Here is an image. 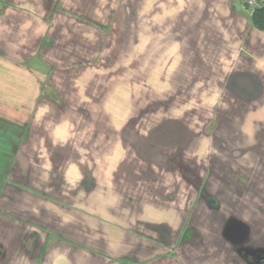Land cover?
Segmentation results:
<instances>
[{"label": "crops", "instance_id": "crops-1", "mask_svg": "<svg viewBox=\"0 0 264 264\" xmlns=\"http://www.w3.org/2000/svg\"><path fill=\"white\" fill-rule=\"evenodd\" d=\"M125 4L0 0V264H258L264 30Z\"/></svg>", "mask_w": 264, "mask_h": 264}, {"label": "rangeland", "instance_id": "rangeland-1", "mask_svg": "<svg viewBox=\"0 0 264 264\" xmlns=\"http://www.w3.org/2000/svg\"><path fill=\"white\" fill-rule=\"evenodd\" d=\"M258 1V3L260 4H264V0H257ZM125 2H126V4H125V8H126V10L125 11H127V10H129V8H130V10L131 11H133V13H134V16H133V20L131 21V22H133L134 23V25L133 26H136V0H125ZM245 2H246V0H245ZM148 6V5H147ZM249 9V8H248ZM143 11V10H142ZM121 18V17H120ZM115 20H117V19H115ZM119 21L121 22V20L119 19ZM126 22H128L127 20H126ZM125 23V22H124ZM143 23H147V19L146 18H144V19H139L138 20V25H140V24H143ZM147 29V28H146ZM146 29H144V31H146ZM140 31H141V29H139ZM131 49H133V47H130ZM134 50H135V53L134 54H137L138 52H136V47H134ZM128 52V51H127ZM126 52V53H127ZM111 53H113L112 51H111ZM129 55V54H128ZM127 55V56H128ZM121 58H123V57H121ZM125 59H127L128 61H127V63L131 60V59H133L132 58V56L131 57H124V60ZM136 87H140L142 90H141V93H142V95L143 94H145L147 91H148V89L147 88H145V89H143L144 87H143V84H140V83H138V84H136ZM146 97H147V95H146Z\"/></svg>", "mask_w": 264, "mask_h": 264}, {"label": "trees", "instance_id": "trees-1", "mask_svg": "<svg viewBox=\"0 0 264 264\" xmlns=\"http://www.w3.org/2000/svg\"><path fill=\"white\" fill-rule=\"evenodd\" d=\"M253 25L264 30V4H259L252 15Z\"/></svg>", "mask_w": 264, "mask_h": 264}, {"label": "water", "instance_id": "water-1", "mask_svg": "<svg viewBox=\"0 0 264 264\" xmlns=\"http://www.w3.org/2000/svg\"><path fill=\"white\" fill-rule=\"evenodd\" d=\"M237 83L240 87L247 89L248 91H252L255 86L253 81L248 77H240ZM262 260H264V257H260L259 255L258 264H260L259 262Z\"/></svg>", "mask_w": 264, "mask_h": 264}, {"label": "built area", "instance_id": "built-area-1", "mask_svg": "<svg viewBox=\"0 0 264 264\" xmlns=\"http://www.w3.org/2000/svg\"><path fill=\"white\" fill-rule=\"evenodd\" d=\"M246 4L248 5V10H250V13L253 14L255 11L256 6L258 5L257 0H246Z\"/></svg>", "mask_w": 264, "mask_h": 264}]
</instances>
